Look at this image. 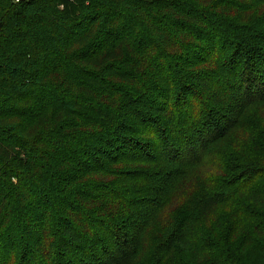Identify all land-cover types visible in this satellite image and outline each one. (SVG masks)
Wrapping results in <instances>:
<instances>
[{
    "label": "trees",
    "instance_id": "1",
    "mask_svg": "<svg viewBox=\"0 0 264 264\" xmlns=\"http://www.w3.org/2000/svg\"><path fill=\"white\" fill-rule=\"evenodd\" d=\"M0 264H264V0H0Z\"/></svg>",
    "mask_w": 264,
    "mask_h": 264
},
{
    "label": "built area",
    "instance_id": "2",
    "mask_svg": "<svg viewBox=\"0 0 264 264\" xmlns=\"http://www.w3.org/2000/svg\"><path fill=\"white\" fill-rule=\"evenodd\" d=\"M15 1H16V2H19V1H21V0H14V2H15Z\"/></svg>",
    "mask_w": 264,
    "mask_h": 264
}]
</instances>
